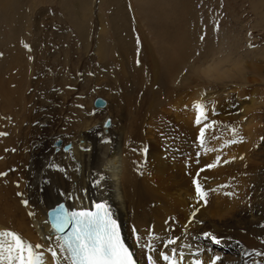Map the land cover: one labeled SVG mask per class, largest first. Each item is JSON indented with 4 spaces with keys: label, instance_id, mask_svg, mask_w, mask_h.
Here are the masks:
<instances>
[{
    "label": "rangeland",
    "instance_id": "374dc122",
    "mask_svg": "<svg viewBox=\"0 0 264 264\" xmlns=\"http://www.w3.org/2000/svg\"><path fill=\"white\" fill-rule=\"evenodd\" d=\"M15 1L8 12L0 8V132L7 133L0 136V172L7 173L0 181L3 180L5 188L24 189L30 180L26 170L29 163L31 176L39 164L37 150H34L39 138L46 136L45 148L50 150L48 135L53 128L58 127L64 137L72 136L77 130L72 124L73 113L94 110L90 100L95 96L104 97L108 101L107 114L117 122L126 121V128L132 132L136 123L143 125L141 110L150 107L155 94L158 98L155 106L165 122L156 121L161 116L150 117L151 120L148 117L145 121L156 125L159 122L158 126L153 125L160 126L163 140L165 137L167 141L172 140L175 127L183 123L184 111L190 112L193 132L187 138L194 152L190 149L188 155L180 159L185 160L186 174L193 167L188 178L185 176L188 189H193L192 178L197 165L188 163L186 157H196L193 154L199 148L195 138L200 126L193 122L195 110L190 105L207 96L203 102L209 112L214 110L209 122H217V127L207 133L208 137L217 138L211 139L208 146L219 151L207 153L201 167L212 163L216 155L222 160L237 159L205 170L201 179H206L207 188L228 185L223 189H234L239 199L242 198L250 208L248 218L245 217L246 231L257 242L252 254L254 251L264 253V227L260 226L264 225V142L261 141L264 137V0ZM82 3L86 4V9ZM174 3L182 13L179 15L184 16L177 21L178 25L183 21L190 25L187 36L193 37L189 44L191 65L206 59L218 44H224L228 50L237 52L243 62L240 79L209 87L184 68L179 80L170 82L161 76L153 79L151 60L155 58L154 63L158 62L161 73L164 56L154 22L147 24L144 17L156 16L161 8H174ZM101 25L105 27L102 29ZM201 35L205 36L204 42L199 39ZM100 45L104 57L98 54ZM115 51L129 58L123 70L119 61L116 62ZM184 74L186 77L190 74L188 80ZM186 90L191 95H188V103L182 99ZM238 109H242L239 114ZM93 113V117H99V113ZM40 119H46L48 125H40ZM232 126L239 128L245 142L223 147L224 141L233 137L228 130ZM174 140L178 142L177 137ZM128 141L138 148L139 138L130 135L126 138V143ZM53 148L55 150L54 144ZM57 152H53L54 156ZM241 155L243 160L238 158ZM247 207L242 212L237 210L241 213L238 218H244ZM225 253L240 256L231 250ZM253 257L257 264H264V255Z\"/></svg>",
    "mask_w": 264,
    "mask_h": 264
},
{
    "label": "bare ground",
    "instance_id": "6f19581e",
    "mask_svg": "<svg viewBox=\"0 0 264 264\" xmlns=\"http://www.w3.org/2000/svg\"><path fill=\"white\" fill-rule=\"evenodd\" d=\"M14 2L16 1L0 0V8L9 11ZM82 5L86 9V4L82 3ZM177 5H171L174 8L168 7L164 10L161 8L154 17L151 14L144 17L147 24L150 21L154 22L153 26L155 25V32L162 44L160 48L164 56L161 73L158 72V62L154 63L155 58L151 60L153 79L161 76L170 82L179 80L182 77L180 73L182 69L189 70L191 66L192 54H190L189 44L192 36H187L190 34L188 29L190 25L188 21L178 25L177 21L184 16L179 15L182 13L178 12L180 9ZM83 12L84 9L80 13L81 18L84 17ZM104 27L101 25L102 29ZM101 49L103 46L100 45L98 54L104 57ZM114 57L123 70V65H126L125 62L129 58L118 51H115ZM188 76L190 74L185 76L186 80ZM154 81L152 80L153 83ZM184 94L186 95L182 99L188 103L190 92L186 90ZM156 96L153 94L149 108L141 110L140 119L144 120L143 125L136 123L132 132L126 128V121L117 122L114 117L107 114L108 103H106L103 108L94 107V110L73 113L72 124L77 130L72 136L64 137V133L58 127L53 128L48 135L50 150L45 148L46 136H41L34 147V150H37L36 157L39 158V164L31 176L32 167L29 163L26 170L30 180L26 186L24 185V189H7L3 180L0 181V230L15 231L32 245L39 243L46 249L55 239L54 236L51 240L49 239L52 232L46 215L49 208L63 201L70 210H80L91 208L92 202L104 201L119 222L122 233L139 264H146V250H142L139 245L146 243L147 229L152 228L156 234L164 235L165 229L169 227L172 231L168 235L173 238L181 237L176 245L179 255L183 257L179 260V264H193L196 259H200L201 264H211L214 256L221 257L216 264H257V259L254 260V254H252V247L257 242L245 228L247 222L245 217L250 208L246 206L242 198L239 199L238 195L231 199L222 195V192L234 191V189H221V193H213L211 206L198 213V219L203 223L194 222L185 230L194 197V189H188L189 183L185 176L188 178L193 167L186 174L183 166L185 160L180 159V156L188 155L187 152L191 149V142L188 139L193 132L190 112L184 111L185 118L182 119V125L174 129L175 136L172 140L177 137L178 142L167 141L166 137L163 140L160 137L162 131L159 129L160 126L155 128L153 125L155 122L153 124L149 122L151 118L155 119L159 116L162 120L156 118V121L165 122L162 113L155 106L158 99ZM196 96L197 94L194 97ZM92 100L93 98L90 100L91 103ZM93 112L99 113V117L86 115ZM243 113L246 115V112ZM106 116L111 118V125L104 132L102 122ZM148 117H151L150 120L145 121ZM159 122L155 126H158ZM38 123L48 125L46 119H40ZM130 135L131 138L135 136L139 138L140 143L137 149L132 142L126 143V138ZM58 139L61 140V144L54 150L53 144ZM68 142L72 143L71 150L65 151L63 145ZM191 150L194 152V148ZM54 151H58L56 156ZM196 158L200 160L201 167V164H205L207 160V154H202L201 157H186L188 163H194ZM100 175L103 176V180L97 188L93 182ZM84 189H87V193L83 191ZM62 191L74 192L78 198L69 200L59 195ZM17 193L23 195L18 196ZM23 199L29 201L27 206L21 203ZM244 206L247 207L243 214L244 218L240 216L238 218L241 213L237 210L240 209L242 212ZM252 211L255 212L256 208L254 207ZM29 212H34L35 215L29 216ZM134 228L137 230L135 233ZM204 233L214 235L219 243L205 237ZM137 234L144 239L138 241ZM179 245H185V247H179ZM217 246L221 249L218 250ZM228 250L237 252L240 256L231 257L225 253ZM148 254L158 255V253ZM45 258L46 264H53V258L47 252ZM56 264H60L59 259L56 260Z\"/></svg>",
    "mask_w": 264,
    "mask_h": 264
},
{
    "label": "snow or ice",
    "instance_id": "6c2138e0",
    "mask_svg": "<svg viewBox=\"0 0 264 264\" xmlns=\"http://www.w3.org/2000/svg\"><path fill=\"white\" fill-rule=\"evenodd\" d=\"M199 39L204 42L205 36L201 35ZM249 46L252 47L254 45ZM90 75L92 74L90 73ZM245 99L250 98L245 97ZM203 100L204 98L202 97L200 101L194 102L192 105L195 110L193 122L195 125L200 126L195 138V144L199 149H202V152L198 150L194 153L196 157H201L202 154H207L212 151H219V149H213L208 146L211 139L217 138L215 135L207 136L210 130L217 127V122L215 120L209 122V117L214 114V110L209 112ZM78 107L83 108L82 105H78ZM241 111L242 109H238L237 114ZM86 115H94V113H86ZM244 119L247 120V117ZM105 127H107V124H105ZM228 130L233 134V137L225 140L223 147L245 142V138L240 135L238 127L232 126ZM5 135L7 133L0 132V136ZM261 141L264 142V137H261ZM64 150L70 151L71 149L70 147H66ZM238 158L243 160L244 156L241 155ZM235 159L237 157L222 160L220 155H216L212 163H208L202 167L199 166L200 160H195L197 171L192 178L194 197L192 198L193 204L190 205L192 211L185 225V230L188 225L194 222L203 223L202 220L198 219V213L202 209L211 206V196L213 193H221V189L228 187V185H219L216 188H207L206 179H201L202 173L205 170L230 164ZM6 175L7 173L0 172V177ZM102 180L103 176H98L93 182L94 186L99 188ZM83 191L87 193V189ZM17 195L22 196L23 194L17 193ZM59 195L67 197L69 200L78 198L74 192L66 193L62 191ZM222 195L231 199L237 194L234 191H225L222 192ZM21 203L27 206L29 201L23 199ZM91 208L94 210L83 208L80 210H70L63 203H60L55 209L49 212L48 217L52 229L49 239L51 240L52 236L55 239L53 242L54 246L53 243H50L46 249L44 245L39 243L32 245L15 231L0 230V264H46V252L53 258V264H56L57 259H59L60 264H138V261L134 259V253L129 250L121 239L119 226L113 218L109 205L104 201H95L92 202ZM28 215L34 216L35 213L29 212ZM260 226L264 227V225ZM171 231L172 229L169 227L165 229V234L161 235L156 234L152 228L147 229L146 243L139 245L142 250H146V264H161V262L163 264H179V260L183 259L179 255L178 247H176L177 241L181 237L173 238L168 235ZM135 232L137 230L134 228ZM203 235L212 239L213 242L219 243L214 235L210 233H204ZM136 238L138 241L144 239L138 234ZM179 247H185V245H179ZM148 253H158V255ZM254 255L261 257L264 253L254 251ZM220 259L221 257L214 256L211 264H216ZM193 264H201L200 259H196Z\"/></svg>",
    "mask_w": 264,
    "mask_h": 264
},
{
    "label": "clouds",
    "instance_id": "9594fccd",
    "mask_svg": "<svg viewBox=\"0 0 264 264\" xmlns=\"http://www.w3.org/2000/svg\"><path fill=\"white\" fill-rule=\"evenodd\" d=\"M189 71L194 79L211 87L240 79L244 68L237 52L228 50L224 44H218L211 55L198 63H193Z\"/></svg>",
    "mask_w": 264,
    "mask_h": 264
},
{
    "label": "water",
    "instance_id": "95a60500",
    "mask_svg": "<svg viewBox=\"0 0 264 264\" xmlns=\"http://www.w3.org/2000/svg\"><path fill=\"white\" fill-rule=\"evenodd\" d=\"M106 103H107L106 99L104 97L100 96V95L95 96L93 98V100H92V105L95 108H103L106 105ZM105 124H107V127H105ZM110 125H111V118L109 116H106L104 118L103 122H102V127H103L104 132L107 131V129H108V127H110ZM60 144H61V140L60 139H58V140H56L54 142V145H55L56 148H58ZM71 145H72L71 142H68V143L64 144L63 145V150L66 147H70L71 148ZM56 207L57 206H54L53 209H55ZM53 209L49 210L48 213L51 212ZM47 219L49 221V217L48 216H47ZM49 224H50V222H49ZM50 226H51V224H50Z\"/></svg>",
    "mask_w": 264,
    "mask_h": 264
}]
</instances>
